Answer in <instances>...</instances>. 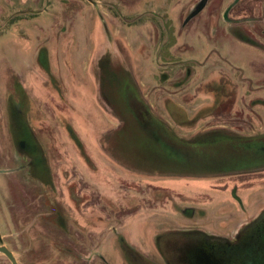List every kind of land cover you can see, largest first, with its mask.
Segmentation results:
<instances>
[{"label": "rangeland", "instance_id": "374dc122", "mask_svg": "<svg viewBox=\"0 0 264 264\" xmlns=\"http://www.w3.org/2000/svg\"><path fill=\"white\" fill-rule=\"evenodd\" d=\"M263 210L264 0H0L19 264H175L194 239L172 229L232 239Z\"/></svg>", "mask_w": 264, "mask_h": 264}, {"label": "flooded vegetation", "instance_id": "af4514ba", "mask_svg": "<svg viewBox=\"0 0 264 264\" xmlns=\"http://www.w3.org/2000/svg\"><path fill=\"white\" fill-rule=\"evenodd\" d=\"M140 107L143 109V105ZM143 113L148 114L144 109ZM145 121H148V118ZM162 123L166 124L163 121ZM182 212L186 215H195L194 209H186ZM262 212L254 221L238 229L232 239L200 227L172 229L173 233L191 234L194 239L187 241L190 243L187 246L190 257L181 258L175 264H264V210ZM129 250L135 252L132 246ZM137 256L142 258L141 253H137ZM164 264L174 263L164 259Z\"/></svg>", "mask_w": 264, "mask_h": 264}, {"label": "trees", "instance_id": "16d2710c", "mask_svg": "<svg viewBox=\"0 0 264 264\" xmlns=\"http://www.w3.org/2000/svg\"><path fill=\"white\" fill-rule=\"evenodd\" d=\"M143 109H144V112L147 111L148 114L146 115L145 113H143V118H144V119H142V120H143L142 123H144L145 125H148L149 123H150V124L153 123V120H157V121L159 122V124H163L162 121H161V119H159L157 116H155L156 118H153V115H152V113H151L149 107H148V106L146 107V106L144 105V103H143ZM146 118H148V121H145ZM150 120H151V121H150ZM145 122H146V123H145ZM144 124H143V125H144ZM263 257H264V255H263Z\"/></svg>", "mask_w": 264, "mask_h": 264}, {"label": "water", "instance_id": "95a60500", "mask_svg": "<svg viewBox=\"0 0 264 264\" xmlns=\"http://www.w3.org/2000/svg\"><path fill=\"white\" fill-rule=\"evenodd\" d=\"M0 253L5 255L12 264H19L15 254L6 246H0Z\"/></svg>", "mask_w": 264, "mask_h": 264}, {"label": "crops", "instance_id": "0c3cea01", "mask_svg": "<svg viewBox=\"0 0 264 264\" xmlns=\"http://www.w3.org/2000/svg\"><path fill=\"white\" fill-rule=\"evenodd\" d=\"M144 99V98H143ZM144 101H146L145 99H144ZM147 103V102H146ZM148 104V103H147ZM177 108H179V109H182L183 107H181V106H177ZM183 111V110H182ZM159 119H161L164 123H166L167 125L169 124L167 121H165L162 117H159V115L157 116ZM192 118V117H191ZM187 139H191V138H187Z\"/></svg>", "mask_w": 264, "mask_h": 264}]
</instances>
